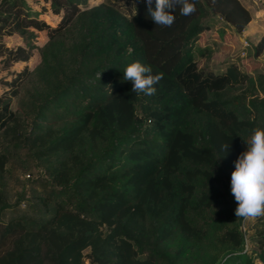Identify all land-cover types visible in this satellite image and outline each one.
<instances>
[{"label":"trees","instance_id":"1","mask_svg":"<svg viewBox=\"0 0 264 264\" xmlns=\"http://www.w3.org/2000/svg\"><path fill=\"white\" fill-rule=\"evenodd\" d=\"M30 1L39 8L0 0V264H264V217L237 218L231 192L234 162L264 127V68L248 73L232 57L206 67L215 51L197 43L216 23L241 36L249 8L195 0L170 27L150 17L135 35L141 63L164 74L156 94L132 92L123 77L133 51L118 45L113 86L47 121L17 105L26 61L37 32L53 39L69 29L88 0ZM100 4L129 22L147 10L145 0ZM250 45L263 56L264 32ZM14 163L31 182L18 190Z\"/></svg>","mask_w":264,"mask_h":264},{"label":"rangeland","instance_id":"2","mask_svg":"<svg viewBox=\"0 0 264 264\" xmlns=\"http://www.w3.org/2000/svg\"><path fill=\"white\" fill-rule=\"evenodd\" d=\"M100 3L101 0H88L87 8L77 15L73 25L53 39H48L44 32L36 33L39 49H35L26 61L30 75L19 87L17 105L25 114L49 121L64 115L66 109L75 112L89 101L100 99L123 71V67L111 66L122 61L121 53L116 52L118 45L133 51L132 61L141 62V42L135 31L147 26L150 19L147 10L138 21L129 22ZM30 4L39 8L38 4ZM262 4L250 0L253 19L250 27L254 30L245 36L242 32L241 39L231 27L218 23L202 33L197 43H207L215 52L209 55L207 64L199 60V65L214 67L221 60L232 57L248 73L264 68V55L254 58L247 52L253 44L252 35L257 34L259 27H264ZM40 17L51 25L57 19L50 12H43ZM17 40L15 36L5 38L8 44ZM22 65L15 64L13 68L20 69ZM6 73L0 71V77ZM98 73H101L100 79ZM26 172L21 163H14L10 181L15 190L31 184ZM36 187L41 188L39 181Z\"/></svg>","mask_w":264,"mask_h":264},{"label":"clouds","instance_id":"3","mask_svg":"<svg viewBox=\"0 0 264 264\" xmlns=\"http://www.w3.org/2000/svg\"><path fill=\"white\" fill-rule=\"evenodd\" d=\"M145 3L151 19L156 25L164 27H170L175 22L174 13L178 7L185 16L196 11L195 0H155L154 7L153 0H145ZM163 76V73L154 74L151 65L137 60L126 67L123 79L132 83V92L152 96L157 91L155 85ZM246 144L247 150L241 152L234 162L231 192L237 203L236 217L249 220L264 217V127L255 128ZM220 148L226 154L230 151V143H222Z\"/></svg>","mask_w":264,"mask_h":264},{"label":"crops","instance_id":"4","mask_svg":"<svg viewBox=\"0 0 264 264\" xmlns=\"http://www.w3.org/2000/svg\"><path fill=\"white\" fill-rule=\"evenodd\" d=\"M248 8H249V3H250V0H241ZM253 1H255V0H253ZM256 1H260V3H263L262 5H263V7H264V0H256ZM249 10H250V13H251V9L249 8ZM252 15V14H251ZM253 21V19H251L250 20V22L246 25V27L244 28V30H243V35L245 36L246 34H249L248 32H250L251 31V29H253V28H251L250 27V25H251V22ZM254 30V29H253ZM258 32H257V34L255 35V34H253L252 36V40L253 41H251L252 43H255V41L258 39V37L260 36V34L261 33H263L264 32V27H259V29L257 30Z\"/></svg>","mask_w":264,"mask_h":264},{"label":"water","instance_id":"5","mask_svg":"<svg viewBox=\"0 0 264 264\" xmlns=\"http://www.w3.org/2000/svg\"><path fill=\"white\" fill-rule=\"evenodd\" d=\"M237 37H238V39H241V38H240V35H238V34H237Z\"/></svg>","mask_w":264,"mask_h":264}]
</instances>
